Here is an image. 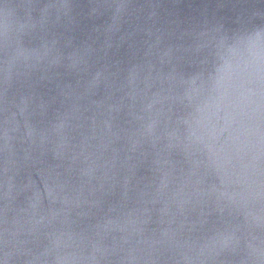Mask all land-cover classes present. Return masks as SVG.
I'll use <instances>...</instances> for the list:
<instances>
[{
  "label": "clouds",
  "instance_id": "1",
  "mask_svg": "<svg viewBox=\"0 0 264 264\" xmlns=\"http://www.w3.org/2000/svg\"><path fill=\"white\" fill-rule=\"evenodd\" d=\"M0 0V264H264V0Z\"/></svg>",
  "mask_w": 264,
  "mask_h": 264
},
{
  "label": "water",
  "instance_id": "2",
  "mask_svg": "<svg viewBox=\"0 0 264 264\" xmlns=\"http://www.w3.org/2000/svg\"><path fill=\"white\" fill-rule=\"evenodd\" d=\"M247 6L244 0H180L174 10H178L182 17L189 12L204 10L209 14L216 12L217 15H223L241 11ZM257 7L264 8V4H258Z\"/></svg>",
  "mask_w": 264,
  "mask_h": 264
}]
</instances>
